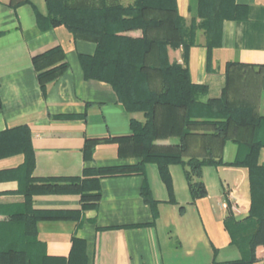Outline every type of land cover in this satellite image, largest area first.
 <instances>
[{"label": "crops", "instance_id": "crops-1", "mask_svg": "<svg viewBox=\"0 0 264 264\" xmlns=\"http://www.w3.org/2000/svg\"><path fill=\"white\" fill-rule=\"evenodd\" d=\"M207 1L177 0L179 13L195 18L208 7ZM67 2L73 7L102 8L129 6L135 0ZM235 6L241 7L238 14ZM230 8L233 14L222 20L220 45L209 49L204 32H197L186 63L190 79L207 86L204 100L221 98L226 92L231 100L247 102L264 115V72L254 74L251 85L239 81L229 87L227 77L230 62L264 66V0H229ZM38 14L54 15L49 0H0V221L11 210L23 213L24 171L31 153L30 175L36 184L50 180L67 186L71 178H80L79 191L32 196L35 209L70 214L37 220L35 237L45 250L40 264L240 261L262 207L253 201L249 166L236 164L242 153L236 138L228 136L221 143L202 128L193 130L184 160L215 161L203 165L199 174L185 164L170 163L162 170L150 161L133 174L91 172L85 177L87 170L140 163L137 157H122L117 141L103 139L129 135L131 121H144V113L131 112L107 80L87 76V67L99 50L97 40L77 37L63 22L48 20L49 26L43 27ZM57 46L61 48L57 55L37 68L33 57ZM183 52L182 47H170V60L183 63ZM63 64L57 79L40 81L41 73ZM259 136L264 140V129ZM89 138L101 140L87 156ZM172 139L162 142L178 143ZM257 162L264 166V145ZM195 181H202L204 193H193L191 182ZM145 187L153 204L143 197ZM261 253L254 264H264Z\"/></svg>", "mask_w": 264, "mask_h": 264}, {"label": "trees", "instance_id": "trees-1", "mask_svg": "<svg viewBox=\"0 0 264 264\" xmlns=\"http://www.w3.org/2000/svg\"><path fill=\"white\" fill-rule=\"evenodd\" d=\"M228 3L229 0H208V7L199 10L197 17L186 19L179 13L177 0H135L129 6L102 8L73 7L66 0H49L54 15L44 18L38 14V19L43 27L49 26L48 20L63 22L77 37L97 40L99 50L87 67V76L107 80L131 112L144 113V121H131L129 135L103 139L117 141L122 157H137L140 163L136 166L87 170L85 177L91 172L102 176L133 174L142 171L150 161L157 162L162 170L170 163L185 164L199 174L203 165L215 161L196 157L184 160L187 140L193 130L202 128L205 135L216 137L221 143L228 136L236 138L242 148L236 164L249 166L253 201L262 207V213L248 250L244 251L240 261L231 264H254L261 259V252L264 251V166L257 162L259 148L264 145V140L259 136L264 129V115L258 114L253 105L247 102L231 100L226 92L221 98L204 100L207 86L193 83L186 66L189 49L195 44L196 29H204L209 49L220 45L223 17L233 14L231 8L230 11L227 9ZM235 10L238 14L241 7L235 6ZM130 32L139 34L130 35ZM170 47L183 48V63L170 60ZM60 50L57 46L35 55L33 61L37 68ZM64 69L65 64L41 73L39 79L41 82L57 79ZM262 69L264 66L228 63L229 87L239 83V76L245 77L249 71L259 75ZM170 138H177L178 143H159ZM100 140H86L87 156ZM33 167L34 157L29 153L24 171L27 185L22 190L25 197L22 204L25 219L21 225L23 243L5 245L0 221V264H40L45 250L35 237L37 220L70 215L33 208L34 193L80 190V178H71L72 183L67 186L50 180L38 185L31 179ZM191 185L195 195L201 190L204 193L202 181L191 182ZM142 194L147 202L153 204L148 187L143 189ZM32 245L37 247L38 253L31 252Z\"/></svg>", "mask_w": 264, "mask_h": 264}, {"label": "rangeland", "instance_id": "rangeland-1", "mask_svg": "<svg viewBox=\"0 0 264 264\" xmlns=\"http://www.w3.org/2000/svg\"><path fill=\"white\" fill-rule=\"evenodd\" d=\"M67 1V0H66ZM197 21H200L199 19ZM198 31H202L205 34L204 29L199 28L196 29V33L194 36V41L196 43L197 40V32ZM205 39L206 38V34H205ZM262 72H264V69H262ZM251 78H256L254 76V72L253 71H249L248 74L244 77V76H239V78H237L242 84L244 85H251L255 83L256 79H252ZM177 139H172V141H176ZM163 140H160L159 143L162 145H166L164 144V142H162ZM185 158V155H184ZM5 214V213H4ZM16 215H21L24 216V214H20V213H15L13 210H11L9 213H7L6 218L1 219L2 225H1V230H2V236H3V240H4V244L7 246H14V245H21L23 243V237H22V223L25 219L24 217H21L19 220L16 219H12V217L15 218ZM3 216V215H2ZM18 223V224H17ZM31 252L33 253H38L37 251V247H34L32 245L31 247Z\"/></svg>", "mask_w": 264, "mask_h": 264}]
</instances>
